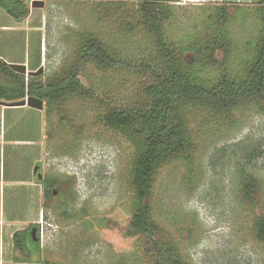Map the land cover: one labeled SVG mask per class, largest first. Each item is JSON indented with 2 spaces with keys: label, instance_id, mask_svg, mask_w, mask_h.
<instances>
[{
  "label": "rangeland",
  "instance_id": "374dc122",
  "mask_svg": "<svg viewBox=\"0 0 264 264\" xmlns=\"http://www.w3.org/2000/svg\"><path fill=\"white\" fill-rule=\"evenodd\" d=\"M32 1L24 0L31 13L28 29H1L14 20L0 8V55L34 63L41 49L42 80L61 75L87 35L114 56L160 65L153 36L141 24L140 1L43 0V6L31 7ZM161 1L169 10L164 36L194 80L214 85L223 76H244L263 28L257 3ZM80 78L90 92L50 104L47 111L46 103L41 111L7 110L2 118L3 210L6 217H35L26 227L40 226L41 243L26 235L21 264H152L153 243L130 230L133 143L105 122L110 108L145 99L149 71L105 69L87 60ZM184 116L194 141L192 165L179 157L156 173L151 207L157 239L173 243L188 264H264L256 227L264 216V103L250 101L226 115L189 104ZM16 138L17 145L8 142ZM36 165L56 180L54 196L43 195L41 207L26 184L33 178L41 189ZM246 175L255 180L248 194Z\"/></svg>",
  "mask_w": 264,
  "mask_h": 264
},
{
  "label": "trees",
  "instance_id": "16d2710c",
  "mask_svg": "<svg viewBox=\"0 0 264 264\" xmlns=\"http://www.w3.org/2000/svg\"><path fill=\"white\" fill-rule=\"evenodd\" d=\"M138 1L141 24L152 34L160 59L158 68L114 56L100 39L87 35L83 38L73 63L61 75L53 78L42 80L41 76L18 73L0 59V100L18 101L27 96H35L46 103L47 111L50 104L84 93L83 90L88 93L91 89L80 78L81 64L87 60L105 69L119 66L149 71L150 80L143 88L145 99L133 106L110 108L105 115V122L123 132L134 147L131 177L135 210L130 230L153 243L152 264H188L178 255L173 243L157 239L158 224L151 207L155 176L163 164L179 157H188V163L192 165L194 141L184 116L189 104H200L214 113L226 115L250 101L264 103V0L257 2L256 15L262 20L263 28L254 54L248 59L244 76H223L214 85L194 80L180 62L175 48L166 40L163 24L169 18L168 5L161 0ZM0 8L17 21L30 14V8L24 0H0ZM223 40L228 41L229 36L226 35ZM221 46L224 48L223 44ZM254 181L252 177L244 176L242 186L247 194ZM40 183L43 184L44 197H53L56 180L46 177ZM34 227L37 228V239L32 235ZM256 227L258 238L264 241V216L257 221ZM27 234L33 242L39 245L41 243L40 226L31 224L14 234V244L21 252H26Z\"/></svg>",
  "mask_w": 264,
  "mask_h": 264
},
{
  "label": "crops",
  "instance_id": "0c3cea01",
  "mask_svg": "<svg viewBox=\"0 0 264 264\" xmlns=\"http://www.w3.org/2000/svg\"><path fill=\"white\" fill-rule=\"evenodd\" d=\"M183 1H185V2H189V1H193V2H197V1L198 2H200V1L224 2V1H240V0H183ZM253 2L257 3L258 0H248L247 3H253ZM1 12H2L1 14H3V11H1ZM30 14L21 21L15 20L9 14V16H11L13 18L11 20H14V23L2 24L1 29L10 30V31H17V28L24 27V26L26 29H28L29 27H31V25H28V18L30 17ZM39 28L41 29V26ZM0 59L5 60V62H7V63H12V62L13 63H21V64L25 63V64H27L29 71L37 70L40 66H42V62L44 63L43 54H42L41 49H40V57H39L38 61L34 62V63H32L31 61L27 62L26 59H24V60H19V59L18 60H9L6 58H2V55H0ZM4 101H6V100H4ZM29 108H32L31 110H39V109L30 107L27 104L22 105V106H6V105L0 104V156L4 152V149L6 146L5 144L7 142V140L5 139V134H4L5 129L3 131V125H2V121H3L2 118H3V116H5L6 111L7 110H14V111L23 110V111H25V110H29ZM8 142H11L14 145H17L19 142H21V140H18L16 138V139H13V140L8 141ZM8 182L10 184L12 181H8ZM6 184H7V181H5V179H2V177H0V264H6V262H8L9 264H21V263H23V260H21V258L19 257V256H21V251L14 244V234L17 231H22V230L26 229L27 227L24 226L25 223H27L28 221L33 222V220H31V219H35V217L29 218V219L26 218L23 220L15 218V217H13V215H11L10 217H6V213L3 210V206H2V197L5 193ZM26 184H27V186L34 188V190L36 192L38 204L40 206L42 196H43V187H41V189H39L40 185H38V182L35 181L33 178L28 179V181H26ZM6 253L8 254L7 258H5Z\"/></svg>",
  "mask_w": 264,
  "mask_h": 264
},
{
  "label": "water",
  "instance_id": "95a60500",
  "mask_svg": "<svg viewBox=\"0 0 264 264\" xmlns=\"http://www.w3.org/2000/svg\"><path fill=\"white\" fill-rule=\"evenodd\" d=\"M32 6L31 7H41L44 5V1L43 0H33L32 1ZM12 69H14L16 72L18 73H22L25 74L27 76H38L43 72V67L41 66L39 69L35 70V71H29L27 64L25 63H8ZM0 104L2 105H6V106H22V105H28L30 107L42 110L44 108V101L38 97L35 96H28L25 99L22 100H18V101H4V100H0ZM40 166L36 165V167L34 168V174L38 173ZM43 178V174L42 173H38V179H42ZM36 228L34 227L32 229V235L34 237V239L36 236Z\"/></svg>",
  "mask_w": 264,
  "mask_h": 264
},
{
  "label": "flooded vegetation",
  "instance_id": "af4514ba",
  "mask_svg": "<svg viewBox=\"0 0 264 264\" xmlns=\"http://www.w3.org/2000/svg\"><path fill=\"white\" fill-rule=\"evenodd\" d=\"M40 170H41V166H40V168H39V170H38V173L40 172ZM38 173L37 174H35V176L38 178ZM41 173V172H40ZM44 178H46L45 176H43V178L42 179H40V180H44ZM42 187H43V184H42ZM36 228V227H35ZM37 229V228H36ZM37 231V230H36Z\"/></svg>",
  "mask_w": 264,
  "mask_h": 264
},
{
  "label": "built area",
  "instance_id": "2783aa9c",
  "mask_svg": "<svg viewBox=\"0 0 264 264\" xmlns=\"http://www.w3.org/2000/svg\"><path fill=\"white\" fill-rule=\"evenodd\" d=\"M43 220V218H41V221Z\"/></svg>",
  "mask_w": 264,
  "mask_h": 264
}]
</instances>
